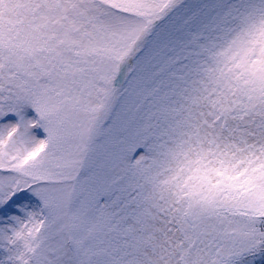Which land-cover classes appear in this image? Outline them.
Instances as JSON below:
<instances>
[{"label": "snow or ice", "instance_id": "6c2138e0", "mask_svg": "<svg viewBox=\"0 0 264 264\" xmlns=\"http://www.w3.org/2000/svg\"><path fill=\"white\" fill-rule=\"evenodd\" d=\"M0 264H264V0H0Z\"/></svg>", "mask_w": 264, "mask_h": 264}]
</instances>
